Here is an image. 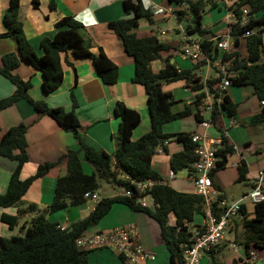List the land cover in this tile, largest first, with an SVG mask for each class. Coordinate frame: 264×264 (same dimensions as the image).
Masks as SVG:
<instances>
[{
    "label": "trees",
    "instance_id": "obj_1",
    "mask_svg": "<svg viewBox=\"0 0 264 264\" xmlns=\"http://www.w3.org/2000/svg\"><path fill=\"white\" fill-rule=\"evenodd\" d=\"M171 3L186 4V11H177L175 16L181 21L184 16L189 17L185 27L187 35H197L200 39L201 50L208 58L212 57L228 60L235 58L232 64L234 77L230 78L232 86H251L259 102L264 101V63L260 62L262 49L261 34L264 31V0H236L228 7L238 12L239 8L245 7L249 10L250 21L245 29L233 28L234 46H238V39L246 31H253L252 35L245 38L247 55L241 58L235 50L226 55L212 48L209 41L202 40L207 34L201 28L202 12L209 0H169ZM226 1V0H225ZM228 1V0H227ZM20 0H9V6L2 18L6 28L3 37L11 38L17 45V55L10 53L4 55L0 60V75L8 80L14 87L15 93L0 100V111L10 107L19 99L25 100L39 115H46L52 118L57 125L71 132L76 141V148L67 151V169L63 176L56 181L55 190L50 206L44 210L45 214L52 215L64 211L69 207H76L85 204L84 194L96 193L99 183L104 182L113 188H125L135 192L134 183L148 179L161 178L151 168V161L155 155V149L170 141L179 142L183 150L171 155L169 166L173 173L187 170L188 175L192 174V165L196 160L194 144L191 142V134H164L162 126L166 123L195 115L197 121L200 117L196 111L197 101L178 113L171 111L173 104L171 97L164 95L162 85L177 81H183L185 87L192 92L199 93L202 85L195 84V72L198 65L191 70H179L174 65L166 63L158 72L153 73L150 64L161 59V53L169 50V47L158 41L156 37L138 38L132 33L135 21L139 18L149 17L150 12L144 9L141 2L131 5L123 2V9L126 13H132L133 18L118 20L108 23V28L114 32L121 42L125 53L132 57L134 62V74L132 82L143 87L148 97V115L150 130L136 141H131L133 130L139 125L141 117L138 112L128 109L122 103H116L114 113L119 117L120 123L117 130L118 145L113 155L102 151H94L89 148L80 138L79 123L73 111L65 112L62 109H52L43 102L33 101L28 96L31 87L30 82L21 80L13 74L18 67L19 60L28 64L40 72L42 90L46 94L55 92L62 83V64L69 63L62 58L67 52L77 56L91 59L93 67L100 78V81L112 86L117 82L118 70L116 65L107 59L103 54L95 58L89 53L83 37V26L71 17L60 19L54 24L55 34L51 39L44 38L39 43L41 56L32 54L29 43L26 41L21 24L17 20V11ZM39 0H31V8L38 9ZM53 1H50L49 8L52 9ZM212 5L211 8H213ZM261 14V15H259ZM212 52V53H211ZM20 59H18V57ZM203 59L200 64H204ZM213 82H207L210 89ZM201 95H195L199 99ZM73 108L75 102L72 99ZM228 116L235 115L236 105L226 96L221 105ZM214 116L213 122H216ZM250 125H264V107L251 119ZM26 126L20 124L1 133L0 130V158H6L16 162V167L10 176L6 192L0 197V207H18L17 216H2L1 220L12 229L20 216L27 213H36L37 207L34 204L21 201L34 180L43 177L52 165L44 164L37 168L35 174L26 180L19 179L21 167L27 162L26 155ZM221 149L216 151L220 160L212 171L211 177L223 170L226 166V158L233 153V148L228 144L226 138L221 135ZM17 150V154L14 151ZM81 155L83 160L91 167V174L83 172L81 166ZM238 182H243L247 174V167L241 162L238 167ZM215 189L219 191L218 187ZM141 196L150 197L153 208H144L137 205L132 199L122 197H111L100 199L90 215L80 221L72 223L68 228L61 231L56 223L49 222L44 214H37L20 229L18 235L10 238H0V264H88L89 251L79 250L76 241L86 231L95 227L111 210L114 204L126 206L133 212L147 215L157 223L160 236L165 250L169 255L170 264H183L182 252L190 246L191 233L188 226L194 223L196 216L205 218V205L201 196L196 194L179 193L168 185H159L151 188ZM264 196V193H263ZM223 196H219L212 202V213L218 217L222 212L219 205ZM240 208L242 216V228L244 230L243 246L248 254L251 248L264 249V198L262 202L253 205V213L250 217ZM174 215L175 225H168V216ZM240 239H235L238 243ZM226 243L216 246L208 253L206 258L208 264H224L222 251ZM219 253V254H218ZM119 259L123 261L120 257Z\"/></svg>",
    "mask_w": 264,
    "mask_h": 264
},
{
    "label": "crops",
    "instance_id": "obj_2",
    "mask_svg": "<svg viewBox=\"0 0 264 264\" xmlns=\"http://www.w3.org/2000/svg\"><path fill=\"white\" fill-rule=\"evenodd\" d=\"M50 1H53L52 9L49 8ZM125 1L131 5H136L140 1L143 8L150 12L149 17L139 18L135 21L132 33L138 38L156 37L159 42L169 47V50L161 53V59L150 64L153 73H158L166 63H172L171 65L179 70H191L199 64L200 66L195 72V84L203 85L207 82H213L214 84L210 89L218 86L220 81L218 69L212 64L215 58L210 57L211 62L208 65L205 62L200 64L201 61H190L182 55L181 42H176L174 39L173 33L176 30L172 28L164 31L171 19L175 20L180 26L181 21L177 20L175 12L186 11V4L177 5L169 0H39L38 9L33 10L31 0H20L17 11V20L21 24L22 33L29 43L33 55H42L39 43L44 38L51 39L54 36L56 32L54 24L62 18L71 17L83 26V37L89 53L95 58L103 54L116 65L118 70L117 82L112 86L105 85L100 81L91 59L67 52L62 55V58H65L69 63V65L65 62L62 64V83L55 92L50 94H46L42 90L43 77L41 73L28 64L19 60L18 67L13 71V74L21 80L30 82L31 87L28 90V96L31 100L41 101L52 109L59 108L65 112L73 111L79 123L78 134L83 142L94 151H102L108 155H113L118 145L117 130L120 119L114 113L116 103L124 104L128 109L138 112L141 117L139 125L132 132L131 141L138 140L150 130L148 97L141 85L132 82L134 74L133 59L125 53L118 37L108 28L110 22L133 18L132 13H126L123 9V2ZM233 1L236 0H226L218 4L209 1L205 4L203 12L207 5L210 7L214 5L213 8L218 6L219 18L215 23L212 18L210 19V12L208 15L202 16L201 28L207 32L202 40L210 41L211 38L226 33L224 17ZM8 6L9 0H0V60L4 55L10 53L17 55L15 41L3 37L6 28L2 23V18ZM159 8L171 9L172 13L170 15L152 14V11ZM187 20L189 21L188 17ZM261 37L260 62L264 63V31ZM245 45V38H239L238 46L235 48L232 45L230 54L236 50L242 59L245 58L247 55ZM18 59L20 58L18 57ZM228 74L230 78L234 77L232 69L228 71ZM247 88H251V90ZM162 91L164 95L171 97L173 102L171 111L173 113L183 111L185 107L192 105L194 102L195 95L185 91L183 81L163 84ZM14 93L15 87L0 75V100ZM227 97L236 105L235 115L228 116L226 111H223L221 117H217L214 126L208 129L206 133L209 139L219 140L223 130H225L223 136L228 144L235 149L232 154L227 156L225 168L217 172L212 178L213 188L215 189L216 186L219 189V191L215 189L218 197L223 196V200L234 202V200H240L251 191L254 185V177L259 171L264 170V125L253 126L249 124L253 116L261 110L260 102L257 100L251 86L230 85L227 89ZM72 99L75 102L74 108ZM230 120H234L235 123L231 127L228 125ZM20 124H24L27 128L25 151L28 160L21 167L19 179L23 181L33 176L41 165L48 164L52 167L43 177L33 181L21 199L24 203L34 204L37 207L36 213H27L20 216L16 225L10 229L7 224L2 222L1 217L3 215L8 217L17 216L18 207H0V238L16 236L21 227L37 214H44L49 222L56 223L66 229L72 223L87 218L96 204L88 201L89 204L69 207L52 215L45 214L44 210L52 202L56 181L66 172L67 151L76 148V141L71 132L61 129L49 116L39 115L23 99H19L10 107L0 111L1 133ZM162 131L164 134L175 135L192 134L202 130L197 127L195 115H189L164 124ZM221 147L222 145L216 146L217 149H221ZM182 150L183 145L179 142L170 141L165 143L162 153L153 156L151 168L161 180H167L168 175L172 173L174 175L173 179L167 180V185L176 192L195 194L187 170L173 173L169 166L171 155ZM17 152V150L14 151L15 154ZM241 162L245 163L247 174L243 182H238L237 167ZM81 163L83 172L87 175L91 174L92 169L83 160L82 155ZM15 167L16 162L0 158V197L6 192L10 176ZM230 189L232 191H229ZM95 194L99 200L102 199L97 193ZM113 196L114 194L109 198ZM235 196L237 199H235ZM145 201L147 208L152 209L151 198L146 197ZM243 205L245 213L250 217L253 213V204L246 200ZM241 219L242 216L239 215V228L235 220L230 221V230H228L224 242L227 246L221 253L224 264H246L245 259L248 254L245 252L242 242L244 230ZM203 224L204 220L202 218H194V223L188 226L190 233H193L196 228ZM126 225H132L136 228L138 242L144 249L155 255V251H158L162 240L157 223L147 215L133 212L120 204H114L109 213L95 227L91 228V231H86L85 234L107 231ZM168 225H175L173 214L168 216ZM236 238L237 240L239 238L240 242H234ZM230 243L236 244V252H233L228 246ZM251 251L256 255V260L251 264H264V249L251 248L248 252ZM224 252H231L233 256L231 258L228 255L223 256ZM166 256L167 262L170 264L168 253ZM154 262H156V256L154 261L147 264ZM88 264L125 263L119 259L116 253L101 249L88 253ZM201 264H208L206 255L203 256Z\"/></svg>",
    "mask_w": 264,
    "mask_h": 264
},
{
    "label": "built area",
    "instance_id": "obj_3",
    "mask_svg": "<svg viewBox=\"0 0 264 264\" xmlns=\"http://www.w3.org/2000/svg\"><path fill=\"white\" fill-rule=\"evenodd\" d=\"M213 4H218L225 0H209ZM172 13L171 9H157L152 11L154 15H163ZM250 16L249 10L245 7L239 8L238 12L234 9L227 10L224 22L226 26V33L221 36L213 37L209 41L212 44V48L216 51H220L226 55L230 54V48L234 45V36H232L233 28L245 29L249 24ZM253 31H246L239 36L240 38H246L252 35ZM181 44H184L181 52L184 57L193 62L205 60L208 65L211 60L210 57H206L200 45V40H190L185 30L182 32L180 39ZM212 53V52H211ZM235 58L232 57L228 60H221L220 58L212 61L215 68L218 69V75L220 78L219 84L214 89H209L207 84L202 85V89L199 93L192 92L188 87H185L186 92H191L193 95H201L199 99L194 98L197 101L196 111L200 117L197 121V127L201 132H194L191 134V142L194 144V154L196 160L192 165V174L190 176L194 192L196 195L201 196L205 205V218L204 224L196 228L191 233L190 246L185 248L182 252L183 264H201L202 258L206 253L221 245L225 242L228 228L230 225L231 217H238L240 214V208L243 202L248 200L253 205L263 201L264 193V170H261L254 177V185L251 191L243 196L240 200L233 202L230 206H227L226 201L223 200L219 207L222 212L218 217H215L212 213V202L218 198L217 191L213 188V180L211 173L215 170L220 158L217 155V145H221V141L209 139L206 131L214 126V116L221 117L223 113V98L227 95V89L230 87V77L228 71L232 69V64ZM260 106L264 107V101L260 102ZM234 120H230L228 125L233 126ZM225 130H223V135ZM233 150L234 147H232ZM162 148L157 147L155 154H161ZM173 174L170 173L167 180L173 179ZM167 180L148 179L143 182L134 183L135 192L130 189L119 188V192L115 193L113 197H122L132 199L137 205L147 208L145 201L146 197L141 196L146 191L155 186L167 185ZM209 196L213 200L209 199ZM84 199L97 203L99 198L95 193H85ZM94 208V206H93ZM61 231L63 227H58ZM76 246L79 250L94 251L101 249H109L120 257L125 264H147L155 260V255L146 249H144L137 240V231L133 226H125L116 229H111L107 232H97L93 234H83L76 241ZM233 252H236L237 246L235 243L228 245ZM256 260V255L253 251L249 252L245 259L246 264H251Z\"/></svg>",
    "mask_w": 264,
    "mask_h": 264
},
{
    "label": "rangeland",
    "instance_id": "obj_4",
    "mask_svg": "<svg viewBox=\"0 0 264 264\" xmlns=\"http://www.w3.org/2000/svg\"><path fill=\"white\" fill-rule=\"evenodd\" d=\"M208 2V1H207ZM209 3V2H208ZM209 12L211 13V17L214 20V22L216 23L218 21L219 18V11H218V6L217 8H211L210 6H206L205 11L203 12L202 16L204 15H208ZM188 16H184L181 20V24L180 26L176 23L175 20L171 19L170 22L167 24V26L164 28V31L166 30H171L173 28V30H176V32L173 33L174 39L176 40V42L180 41L181 36H182V32L183 29L186 27V25L188 24V20H187ZM209 17V16H207ZM189 18V17H188ZM183 28V29H182ZM190 40H197L199 39V37L197 35H188ZM184 44H181V46L183 47ZM249 90H251V88H247ZM212 130V129H211ZM207 134V133H206ZM208 136V135H207ZM189 183V182H188ZM235 190V189H234ZM117 191V192H116ZM229 191H232V189H230ZM119 189L117 188H113L112 186H109L108 184L104 183V182H100L99 183V188L97 189L96 193L103 199V198H109L111 195L118 193ZM235 192V191H234ZM228 194H230L229 192H227ZM235 194V193H234ZM210 200H213V198L211 196H209ZM235 199H237V197L235 196ZM235 202V200H234ZM87 204H89L90 202H86ZM233 202L231 201H226L227 206H230ZM195 218H198V216H196ZM232 220H235L238 223V228L239 226V220L238 217H231ZM127 226V225H126ZM132 226V225H129ZM123 227V226H122ZM116 228H120V227H116ZM116 228H112V229H116ZM111 230V229H110ZM230 230V228L228 229ZM88 231H91V229H89ZM109 231V230H107ZM107 231H102V232H107ZM17 234V233H16ZM19 234V233H18ZM17 234V235H18ZM162 241V240H161ZM160 241V247L158 249V251H155V256H156V262L154 263H149V264H168L167 262V252L165 250L163 241ZM105 250H109V249H105ZM112 251V250H110ZM90 252V251H89ZM113 252V251H112ZM114 253V252H113ZM224 255H228V257H232L233 254L231 252H224Z\"/></svg>",
    "mask_w": 264,
    "mask_h": 264
},
{
    "label": "clouds",
    "instance_id": "obj_5",
    "mask_svg": "<svg viewBox=\"0 0 264 264\" xmlns=\"http://www.w3.org/2000/svg\"><path fill=\"white\" fill-rule=\"evenodd\" d=\"M118 189V188H117Z\"/></svg>",
    "mask_w": 264,
    "mask_h": 264
},
{
    "label": "water",
    "instance_id": "obj_6",
    "mask_svg": "<svg viewBox=\"0 0 264 264\" xmlns=\"http://www.w3.org/2000/svg\"><path fill=\"white\" fill-rule=\"evenodd\" d=\"M172 64V63H171Z\"/></svg>",
    "mask_w": 264,
    "mask_h": 264
}]
</instances>
